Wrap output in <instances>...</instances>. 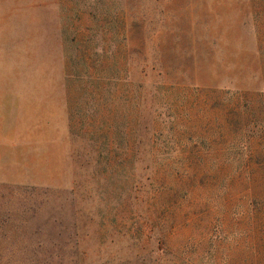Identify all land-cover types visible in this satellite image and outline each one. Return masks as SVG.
I'll use <instances>...</instances> for the list:
<instances>
[{"label":"rangeland","instance_id":"obj_1","mask_svg":"<svg viewBox=\"0 0 264 264\" xmlns=\"http://www.w3.org/2000/svg\"><path fill=\"white\" fill-rule=\"evenodd\" d=\"M0 264H264V0H0Z\"/></svg>","mask_w":264,"mask_h":264}]
</instances>
